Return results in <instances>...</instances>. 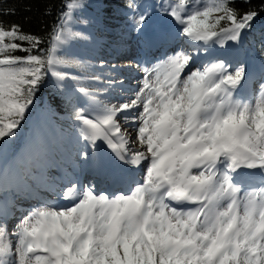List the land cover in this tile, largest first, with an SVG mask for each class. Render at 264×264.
I'll use <instances>...</instances> for the list:
<instances>
[{
  "label": "snow or ice",
  "instance_id": "6c2138e0",
  "mask_svg": "<svg viewBox=\"0 0 264 264\" xmlns=\"http://www.w3.org/2000/svg\"><path fill=\"white\" fill-rule=\"evenodd\" d=\"M89 6L62 0L43 35L0 19V156L50 84L74 132L43 185L39 139L25 166L0 168V264H264V63L257 80L230 51L264 4L124 0L141 46L162 51L129 65L135 89L112 75L124 66L70 53L92 39L75 30Z\"/></svg>",
  "mask_w": 264,
  "mask_h": 264
},
{
  "label": "trees",
  "instance_id": "16d2710c",
  "mask_svg": "<svg viewBox=\"0 0 264 264\" xmlns=\"http://www.w3.org/2000/svg\"><path fill=\"white\" fill-rule=\"evenodd\" d=\"M154 2V0H152ZM85 3L90 5L86 7L81 15V19L89 20L88 24H80L75 30L83 31L87 35L91 36L90 41H80L77 42L79 45L89 48L90 42L95 41L99 36H103L105 33L103 30V24L107 20V13L113 9L121 7L130 11L124 7V0H85ZM62 0H0V10L2 9H15V14L13 15H3L0 19L6 22H14L23 25L26 32H32L36 34L43 35L45 32L51 28L53 25L57 14L60 11ZM264 4V0H238V7L247 10L248 8H260ZM50 13V14H49ZM103 32V33H102ZM264 33V15L261 16L260 21L257 23L255 29L250 32L245 40V48L249 49L251 52V57L255 62L260 64L264 63V45H262L261 35ZM70 53L76 54L83 59H87L85 56H81L78 49L71 48ZM88 60V59H87ZM94 64V63H93ZM98 67L96 71H100ZM53 87L50 84L47 89H45L41 96L40 102L36 107L38 113H44L50 116L53 124L60 131H64L67 127L71 126L68 119L69 108L67 105H54L52 110H49V101L53 97ZM36 112V113H37ZM68 115V116H67ZM67 136L57 141L61 146L67 147ZM57 146L53 148L54 154L56 155ZM49 164H53V155L50 151L48 156ZM26 163L21 164L25 166ZM39 172L35 174V179L37 183L44 184L41 179Z\"/></svg>",
  "mask_w": 264,
  "mask_h": 264
},
{
  "label": "rangeland",
  "instance_id": "374dc122",
  "mask_svg": "<svg viewBox=\"0 0 264 264\" xmlns=\"http://www.w3.org/2000/svg\"><path fill=\"white\" fill-rule=\"evenodd\" d=\"M148 1L149 3L153 2L152 0H144V2H147V3ZM118 6L120 7H117L113 9L112 11H110V13L109 12L107 13L108 14L106 17L107 20L103 24H101L104 29L103 31L105 32V33L102 32L103 36L101 37L99 36L98 38L95 39V41L90 42V44L88 45L89 48H85L79 45L77 42L74 43L73 46L71 47V48L78 49V52H80L81 56L83 57L85 56L88 60L92 61V63L97 65V67L99 66V62L101 60H104L108 62L109 64L129 67V65H132V64L133 65L141 64L143 59H145V56H147V55H143L146 52L147 48H144L141 46L140 41L138 40L136 35L131 31L130 23L128 20V16H130L131 13L124 10L121 7V5H118ZM244 44L242 47L236 49L237 53H239L241 57L247 61L253 73L255 74L256 79L258 80L259 74H260L259 68L261 64L256 62L257 64H259L258 66L252 61V58H247L245 56ZM132 52L135 53L134 56L131 55ZM153 56H159V53L157 50H153L151 56L149 55V60H152ZM124 67L122 69H118V71L115 73H112V75L117 76L118 79H121L124 81L125 89H129L128 88L129 86H131V89H135L136 86H134L133 88V84L137 83L140 80L141 73L139 72V75L135 78L132 77L131 79H126L123 73L128 70H125ZM36 112L37 111L35 109L32 112L27 124L24 127V130L22 133L24 137L32 136L31 128L35 120L45 119L51 128H49V131L45 136L43 134H40L38 136L39 140L50 145L51 147L57 142L58 139H62L64 136H67L68 144L72 145L71 138L74 135V132L71 126L67 127V129H65L64 131H60L59 133L58 132L59 130L53 125L50 116L42 112L41 113H38V112L36 113ZM24 144H25V147H29L27 141L26 143L24 142ZM57 145H58L57 149L61 150L62 146L60 144H57ZM57 145H55L54 148ZM28 155L29 153L27 152L25 153V155H23L20 158L27 161ZM65 156H67V154H65ZM65 156L62 158L63 160ZM59 164H60L59 160H56L53 166L43 170V178L41 179L43 183L49 182L52 178H56L61 175L58 168L62 169V167H60ZM62 166H65V164H62ZM48 198H51V196H49ZM17 222L18 220H15V222H12L10 220L9 229L11 230V228L14 226L13 224Z\"/></svg>",
  "mask_w": 264,
  "mask_h": 264
},
{
  "label": "bare ground",
  "instance_id": "6f19581e",
  "mask_svg": "<svg viewBox=\"0 0 264 264\" xmlns=\"http://www.w3.org/2000/svg\"><path fill=\"white\" fill-rule=\"evenodd\" d=\"M153 50H156V48H154ZM230 51L237 53L236 49H231ZM131 55L134 56L135 53L132 52ZM124 68H125V70H128V71H125L123 73V75L126 77V79H131L132 77L135 78L139 75V71H137L134 67H128L127 66ZM136 85H137V83H134L133 88ZM128 88L131 89V86H129ZM49 128H51V127L45 119L35 120L32 128H31L32 136L31 137H29V136L24 137L21 134L19 139L16 140L15 143L2 156H0V168H6L8 170H12L13 168H16L17 166L15 164V161L17 159H19L20 157H22L23 155H25V153H27V152L29 153V149H30L31 145L33 144V142L35 141V139H38L39 138L38 136L40 134H43L45 136L48 133ZM26 141H27L29 147H25L24 142L26 143ZM58 169H59V172L61 174L63 168L62 169L58 168ZM24 206H28V205L25 204ZM17 216H19V213H17ZM11 221L15 222V219H13Z\"/></svg>",
  "mask_w": 264,
  "mask_h": 264
}]
</instances>
